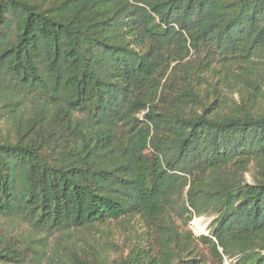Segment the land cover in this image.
Returning a JSON list of instances; mask_svg holds the SVG:
<instances>
[{
	"label": "trees",
	"instance_id": "16d2710c",
	"mask_svg": "<svg viewBox=\"0 0 264 264\" xmlns=\"http://www.w3.org/2000/svg\"><path fill=\"white\" fill-rule=\"evenodd\" d=\"M0 114V264H264V0H0Z\"/></svg>",
	"mask_w": 264,
	"mask_h": 264
},
{
	"label": "rangeland",
	"instance_id": "374dc122",
	"mask_svg": "<svg viewBox=\"0 0 264 264\" xmlns=\"http://www.w3.org/2000/svg\"><path fill=\"white\" fill-rule=\"evenodd\" d=\"M201 76H205L206 79L210 78V76L204 73H202ZM216 76L217 75L214 72L213 80L217 78ZM200 81L202 82L203 86L207 87V84L203 81V79L200 78ZM8 127L9 125L7 121L0 114V132H4V130L8 129ZM244 178L247 181H251V170L244 174ZM174 218L177 219V224H179L180 229H188L195 236L208 234V224L210 222L211 216L193 217L192 220L186 225L181 224L178 217ZM0 225L6 227L7 224L0 218ZM14 228L18 230L22 235L28 233L29 231L28 227L23 224L19 225L18 223H14ZM99 228L100 230H104V232L106 233L101 235V237L96 238L98 239V242H105L104 245L102 244L103 248L106 250V253L112 258H116L119 255H126V253L128 252V247L132 243H134L133 240L141 237L145 230L144 223L139 216L134 218H123L121 221L109 222L108 225H102ZM40 237H43V233L36 235V238ZM52 240L53 239L50 238L48 241L50 242V245H53ZM195 254V257L200 260L198 264H215L206 245L198 244V248ZM191 257L193 256H190L188 258ZM221 264H231V262L228 258L224 257Z\"/></svg>",
	"mask_w": 264,
	"mask_h": 264
}]
</instances>
